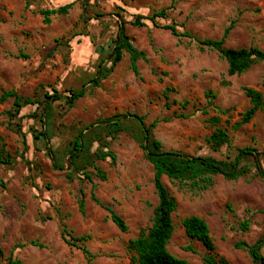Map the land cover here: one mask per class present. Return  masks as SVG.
<instances>
[{"label": "rangeland", "instance_id": "374dc122", "mask_svg": "<svg viewBox=\"0 0 264 264\" xmlns=\"http://www.w3.org/2000/svg\"><path fill=\"white\" fill-rule=\"evenodd\" d=\"M24 1L35 6L39 0ZM78 6L86 8L87 17L72 29L71 38L78 35L74 40L61 37L66 22L52 19L48 26L30 24L18 12L6 16L0 10V95L13 91L39 105L25 107L10 119L7 112L12 99L0 103V153L12 157L11 164H0V264H5L11 251L19 264H86L81 251L61 240L60 224L74 237L90 236L85 246L94 256L92 264H130L132 254L127 246L151 225L157 197L153 167L131 132L110 137L100 125L115 116L143 117L146 127L158 120L152 134L164 151L232 161L237 149L250 147L261 155L264 169V107L248 124L232 130L250 106L244 87L260 91L264 101L263 65L228 76L226 62L215 51L202 52L195 42L162 29L175 26L179 33L218 40L233 22L226 48L255 46L264 51V0H79ZM162 10L165 17L155 18L154 26L147 18ZM137 16L146 19L145 27L129 24ZM119 25L133 46L146 53L147 62H137L139 76L135 77L124 54L107 78L92 87L90 81L97 71L111 67L109 54ZM77 41L80 45L75 49ZM82 87H86L85 96L72 105L64 99L48 101L54 114L46 144L41 136L45 95L56 91L70 97V92ZM165 88L171 89L168 101L162 96ZM208 93L211 98L207 99ZM212 117L218 118L215 126L205 122ZM216 129L229 136V144L219 151L207 143ZM85 133L90 163L97 151H107L100 139H106L108 150L116 157L115 162H92L101 173L92 166L86 169L92 183L81 173L66 178L70 172L66 152ZM48 148L58 153V170L52 167ZM240 166L250 170L248 177L226 181L213 176L206 190L179 186L162 177L177 204L168 245L171 254L191 264H204L205 249L187 238L181 226L184 218L195 215L208 225L217 261L255 264L246 251L234 246L241 241L251 246L264 236V181L253 177L251 160L243 159ZM92 188L100 203L124 220L127 232L121 233L92 202ZM80 189L85 201L83 215L77 205ZM245 220L249 229L241 231L239 225ZM260 254L264 257V247Z\"/></svg>", "mask_w": 264, "mask_h": 264}, {"label": "trees", "instance_id": "16d2710c", "mask_svg": "<svg viewBox=\"0 0 264 264\" xmlns=\"http://www.w3.org/2000/svg\"><path fill=\"white\" fill-rule=\"evenodd\" d=\"M73 7V4H69L56 9H41L36 14L42 17V24L48 26L51 23V18L54 16H65L69 10ZM28 5H26V9ZM85 13L87 10L85 9ZM165 11L162 10L159 13L147 18L154 26L155 18H164ZM144 19L141 16H137L129 24L135 28L145 27ZM234 23H230L222 33V36L218 40H201L196 36L191 35L188 32L179 33L175 26H164L163 30H167L173 37L187 38L197 44L200 51L211 50L215 51L219 57L227 64L228 76H239L246 73L252 66L256 64H262L264 68V51L250 46L249 48L230 49L225 47V41L229 36L230 31L233 29ZM124 54L128 55L130 62V69L133 74L138 77L139 71L137 69V62L139 60L147 62L146 54L142 51H138L129 38L125 35L123 27L118 26L116 40L112 52L109 54V60L111 62L110 68H103L98 70L96 76L90 81V86L98 87L100 81L107 78L112 68L115 67L122 59ZM162 76H166L165 73H161ZM262 83L264 84V75ZM243 92L249 99V108L242 114L241 120L232 126V130H237L245 124H248L255 116V114L264 107L263 95L260 91L244 87ZM170 88H165L163 91V99L168 101ZM86 94V87L81 88L78 91L70 92V97L58 95L54 91L53 95H45L46 101L43 103V117L42 124L44 133L41 136L44 138L47 144L49 137L52 133V119L53 109L48 101H58L64 99L68 105H72L75 101L84 97ZM205 98H211L210 93L205 95ZM12 99V108L7 112V116L12 119L19 115L21 109L28 106H39L38 103L31 101L29 98H20L15 92L8 91L3 92L0 95V103H4L7 100ZM208 104L211 105L209 101ZM166 106V102H165ZM203 115H207V111H201ZM179 118H186L185 115L179 114ZM158 120H154L150 126L146 127L143 117L126 113L124 115H118L113 118L107 119L103 124L107 130V134L110 137H114L122 131L128 130L131 132L134 139L140 144L145 156L149 163L153 167V188L157 197V205L153 210V216L151 219V225L147 229H142L137 234L136 238L130 240L127 251L132 254L130 264H191L188 261L178 258L171 254L168 250V245L174 233V224L172 215L177 209L175 199L170 195L166 186L162 182V177H167L171 183H177L179 186H188L191 189L206 190L212 185L213 176H222L226 181H236L239 178H246L249 176L250 170L240 166V162L244 160H251L255 173L253 177L259 178L264 181V169L261 165L260 154L253 148L245 147L237 149V155L232 161H218L211 157H191L186 156L178 152H168L162 149V144L154 139L152 129L158 124ZM212 126L218 123V118L212 117L208 121ZM101 127V126H100ZM105 140L100 139L103 148L107 151L99 150L93 155L91 163L88 157L89 148L87 144V135L80 134L73 142L70 149L66 152L69 155V173L66 178L70 180L73 173H81L83 178L92 183L91 176L86 172V169L90 166L97 171V174H101L97 167L92 165L94 161H105L110 159L112 162L116 161L115 155L108 150V144ZM107 142V141H106ZM146 143V147L144 146ZM207 143L214 151H219L224 145L229 144V136L225 130L216 129L210 137L207 139ZM4 146L2 145V148ZM27 147H24V151ZM48 153L52 162L53 169L58 170V153L54 154L48 148ZM12 163V157L10 155H3L0 153V164L9 165ZM101 176V175H98ZM103 178V177H101ZM90 199L96 205L100 206L108 215L110 221L121 232L125 233L128 230L124 220L118 216L110 207L104 206L100 203L95 196L93 188L91 190ZM84 193L83 190H79V199L77 201L78 211L80 214H84ZM49 218V217H47ZM181 226L187 238L199 242L207 254L203 258L204 264H223L224 260H216L214 256L215 245L210 231L205 220L199 216H188L181 221ZM239 228L241 231H247L249 229V221L245 220L240 223ZM60 237L61 240L68 247L76 248L81 251L87 264H92L94 256L90 253L85 246L90 236L83 235L74 237L70 231L67 230L64 224H60ZM32 246L41 248V245L31 242ZM238 250L246 251L255 264H264V257L260 254V251L264 247V236L259 238L254 245H248L241 241L234 246ZM0 250V256H2ZM5 264H19L18 261L13 259V251L10 252L9 257L5 259Z\"/></svg>", "mask_w": 264, "mask_h": 264}, {"label": "crops", "instance_id": "0c3cea01", "mask_svg": "<svg viewBox=\"0 0 264 264\" xmlns=\"http://www.w3.org/2000/svg\"><path fill=\"white\" fill-rule=\"evenodd\" d=\"M78 2H79V0H39L35 6L33 4L32 5L30 4V5H28V8L26 9V3H25L24 0H5L3 2L0 0V10L4 9L5 11L2 12V14L6 15V16L10 15L11 13L15 14L16 12H18L20 15L23 16V18L26 17L27 21L30 24H37L38 22L42 23V17L40 15L36 14V12L38 10H41V9H56V8L63 7V6L69 5V4H73V7L69 10L67 15H65V16H57L58 18H56V16H54V17L51 18V20L52 19L53 20H58V22H63V23L66 22V24L62 25L63 30L61 32V34H62L61 37H64V38L68 39L69 37L71 38L72 29H74L75 25L79 24L80 19L84 18V16L87 17V14L84 12L86 8L85 7H81L80 8L78 6ZM0 22H1V18H0ZM81 24H83V22H81ZM76 37H78V35H75L74 37H72L71 40H74ZM78 45H80V42L79 41L75 42V49H76V47H79ZM69 48H70V46H69ZM68 50H70V49H68ZM208 120L209 119H206L205 122L208 121ZM206 123H208V122H206ZM51 228H52V226H51ZM81 236H83V235H81ZM206 254H207V252H206Z\"/></svg>", "mask_w": 264, "mask_h": 264}, {"label": "water", "instance_id": "95a60500", "mask_svg": "<svg viewBox=\"0 0 264 264\" xmlns=\"http://www.w3.org/2000/svg\"><path fill=\"white\" fill-rule=\"evenodd\" d=\"M121 27H122V25H121ZM144 146L146 147V143H144Z\"/></svg>", "mask_w": 264, "mask_h": 264}]
</instances>
